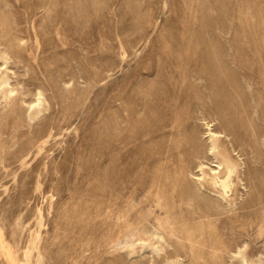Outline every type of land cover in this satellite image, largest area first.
<instances>
[{
  "label": "rangeland",
  "instance_id": "374dc122",
  "mask_svg": "<svg viewBox=\"0 0 264 264\" xmlns=\"http://www.w3.org/2000/svg\"><path fill=\"white\" fill-rule=\"evenodd\" d=\"M0 264H264V0H0Z\"/></svg>",
  "mask_w": 264,
  "mask_h": 264
},
{
  "label": "bare ground",
  "instance_id": "6f19581e",
  "mask_svg": "<svg viewBox=\"0 0 264 264\" xmlns=\"http://www.w3.org/2000/svg\"><path fill=\"white\" fill-rule=\"evenodd\" d=\"M203 113V110H202ZM210 115V114H209ZM216 116V115H215ZM214 119V118H213ZM215 120V119H214ZM216 121V120H215ZM212 122V120H211ZM225 126V125H224ZM221 128V127H220ZM195 130V129H194ZM208 134H209V138L212 140L211 143L207 146H209L207 149L212 152L213 154H215L216 152L219 153V158L216 160V166L215 167H211L210 169L212 170L211 175H210V179H211V185L214 187H217V191H219L220 196L222 198H224V193L227 192V190L230 189L231 184H232V177H233V168L231 167L230 164V159L229 156L227 155V153L220 152L218 151V149L216 148V145L214 143V139H216V134L218 132L221 133V129L218 128V126H213L212 128H210V126L208 125L207 128ZM224 131V128H223ZM227 131V130H226ZM225 131V132H226ZM231 131V130H230ZM193 134V133H192ZM229 134V133H228ZM196 135V134H194ZM193 135V136H194ZM223 135V134H222ZM227 135V134H226ZM225 136V135H224ZM231 136V135H230ZM228 137V135L226 136ZM208 139V138H207ZM232 141V140H231ZM229 142V141H228ZM231 143V142H229ZM196 144V143H195ZM199 145V144H197ZM200 146V145H199ZM241 146V145H239ZM244 147V145H243ZM200 148V147H199ZM206 149V150H207ZM198 150V149H197ZM207 150V151H208ZM169 152V151H168ZM193 152V151H192ZM205 153V152H204ZM169 154V153H168ZM193 154V153H192ZM195 158V157H194ZM198 158V157H197ZM196 158V159H197ZM204 159V158H202ZM207 160V159H205ZM212 160V159H210ZM194 161V160H193ZM196 163V162H195ZM193 164V163H192ZM198 165H201V161L198 160ZM207 164V163H205ZM195 165V164H194ZM193 166V165H192ZM197 168V167H196ZM199 172V171H198ZM200 175V174H199ZM198 175V176H199ZM201 176V175H200ZM197 177V176H196ZM203 177V176H202ZM200 178V177H199ZM200 184L202 183L201 181L199 182ZM216 202V201H215ZM213 204V203H212ZM216 205V204H215ZM209 206V205H208ZM213 207V206H212ZM212 210V209H211ZM209 212V210L207 211V213ZM218 211L216 210V212H214V215H216L215 213H217ZM212 213V212H211ZM210 214V213H209ZM208 215V214H206Z\"/></svg>",
  "mask_w": 264,
  "mask_h": 264
}]
</instances>
